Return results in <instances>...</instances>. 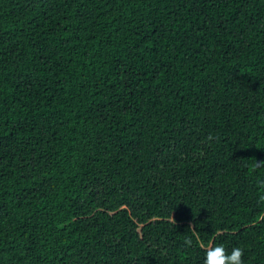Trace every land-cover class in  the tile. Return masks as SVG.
Listing matches in <instances>:
<instances>
[{"label":"trees","instance_id":"1","mask_svg":"<svg viewBox=\"0 0 264 264\" xmlns=\"http://www.w3.org/2000/svg\"><path fill=\"white\" fill-rule=\"evenodd\" d=\"M257 160L264 0H0V264H264Z\"/></svg>","mask_w":264,"mask_h":264},{"label":"clouds","instance_id":"2","mask_svg":"<svg viewBox=\"0 0 264 264\" xmlns=\"http://www.w3.org/2000/svg\"><path fill=\"white\" fill-rule=\"evenodd\" d=\"M255 167H264V161L257 160ZM243 255V250L239 247L234 248L231 254H227L223 246H217L207 252L205 264H243Z\"/></svg>","mask_w":264,"mask_h":264}]
</instances>
